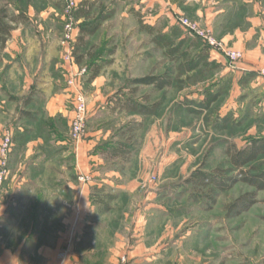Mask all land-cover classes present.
<instances>
[{"label": "rangeland", "instance_id": "1", "mask_svg": "<svg viewBox=\"0 0 264 264\" xmlns=\"http://www.w3.org/2000/svg\"><path fill=\"white\" fill-rule=\"evenodd\" d=\"M78 1L77 7H70L67 0H0V6L8 4L15 13L19 9L25 11L28 22L12 23L13 26L55 23L62 40L68 23L74 25L78 40L83 24L105 17L101 30L77 48L82 60L77 62L73 55L79 70L102 64L98 78L104 81L101 86L90 81L87 71L81 74V89L87 95L88 106L92 100V109L97 111L92 119L88 112L84 137L96 128L101 132V137L90 138L92 152L106 161H116L111 169L121 172L122 183H128V179L136 182L133 201H137V207L143 201L163 208L160 220L146 219L147 236L156 238L159 229L156 232L154 225L160 222L162 237L184 241L179 250L186 251L191 250L192 228V232L210 237L212 249L227 246L222 264H264V190L257 192L258 202L254 206L231 217L226 211L228 203L245 192L256 191L253 187L242 180L223 192L211 182L204 187L189 182L198 171L240 178L241 171L229 162L226 145L235 143L241 148L252 138L264 137V85L254 70L242 69L249 58L244 48L221 38L206 25L205 18L196 15V5H185V0H158L159 7L156 4L147 10L144 0ZM254 1L264 6V0ZM83 6L91 8L88 16L78 15ZM156 7L160 11L159 21L153 26L145 24L140 17H150ZM183 18L228 49L241 52L236 64L211 53L208 63L192 69L191 60L206 44L183 25ZM148 28H153V33ZM255 39L253 36V41L258 42ZM180 42L182 48L172 58L168 50ZM259 44L264 49V43ZM151 75L171 78L172 84L157 89L133 83ZM134 87H138L137 95L131 93ZM210 91L223 92L210 108L192 111L188 107ZM130 94L137 102L155 109L147 115L115 113L106 105L109 96ZM47 119L43 116L44 125H39L38 131L47 133ZM56 126L63 129L64 125L57 122ZM69 134L71 137V130ZM0 140L1 144L2 137ZM122 147L129 151V156L118 154ZM117 160L128 163L122 166ZM244 168L251 173L264 171V156ZM131 202L132 199H123L117 207ZM201 220L205 222L199 223ZM123 226L125 229V223ZM126 259L124 256L122 260Z\"/></svg>", "mask_w": 264, "mask_h": 264}, {"label": "crops", "instance_id": "2", "mask_svg": "<svg viewBox=\"0 0 264 264\" xmlns=\"http://www.w3.org/2000/svg\"><path fill=\"white\" fill-rule=\"evenodd\" d=\"M156 1L144 0V9L159 7ZM182 2L196 5L206 25L244 48L252 63L245 62L243 70L263 67L264 49L258 46L264 43V6L254 0ZM158 7L150 17H140L145 24H157ZM58 35L55 23L12 26L0 52V139L8 129L14 139L0 190V264H222L227 246L213 250L210 237L192 228L191 250H179L184 241L177 237H162L160 222L154 225L156 238L148 237L146 219L160 220L163 208L143 201L137 207L136 182L122 183L121 172L111 169L116 161L92 152L90 138L102 135L97 128L78 143L70 137L74 88L66 78L80 70L65 58ZM99 76L90 81L101 86ZM259 79L264 85V77ZM117 101L109 96L106 105L115 113L126 111ZM93 104L89 100V119L97 112ZM43 116L49 119L47 133L38 131ZM126 198L132 202L117 207Z\"/></svg>", "mask_w": 264, "mask_h": 264}, {"label": "trees", "instance_id": "3", "mask_svg": "<svg viewBox=\"0 0 264 264\" xmlns=\"http://www.w3.org/2000/svg\"><path fill=\"white\" fill-rule=\"evenodd\" d=\"M89 6L92 2L85 1ZM83 6L79 11V16H88L90 14L91 8H86ZM105 17H99L97 20H92V22L85 23L80 27L78 32V40L77 47L73 50L76 55V61L80 62L82 57L78 54L77 48L86 43L88 37L92 36L96 33L103 23V19ZM28 22V17L24 10H18V12H13L10 9L8 4H4L0 6V52L3 46L5 45L7 37L10 35V31L12 29V23ZM148 31L153 33V28H148ZM158 40V36L156 38ZM195 44V43H194ZM193 44V45H194ZM169 45V44H168ZM182 43L180 42L177 46L171 47L168 50V53L172 58H175L174 54L178 53L182 48ZM211 48L207 45L198 51L196 54V58L191 60L193 62L192 69L197 67L203 62L208 63ZM1 55V53H0ZM102 64L93 65L87 68V72L89 73V79L93 81V78L96 77L101 71ZM134 84L138 85H148L154 86L157 89H164L166 86H170L172 84L171 78H165L160 76H147L137 78L133 80ZM138 87H134L131 89V93L137 95ZM222 91L218 92H209L205 95L203 99L192 105L188 104L189 108H192V111L203 110L210 108L213 102L219 99L222 95ZM116 106H119L122 110H126L128 112L141 113L144 115L152 113L155 109V106L152 108L147 107L146 105H142L137 102L132 94L118 97V101L116 102ZM200 106V107H199ZM118 153H122L124 157L129 156V151L126 148L119 149ZM226 154L228 155L229 162L233 164L234 168L239 169L241 171L240 178L235 175H227L224 177L221 173H206L203 171H198V173L194 174V176L189 180L195 187H204L207 186L208 183H214V187L220 191L227 192L228 189L233 187L236 182L244 181L246 184L253 187L256 191L245 192L242 196L236 198L232 202L228 203V207L226 209L227 214L231 217L242 214L244 211L250 209L254 204L258 202L257 192L259 190H264V171L251 173L245 170V166L254 163L259 157L264 156V137H255L252 138L248 144L239 148L235 143H228L226 145ZM212 201H215L214 196H210Z\"/></svg>", "mask_w": 264, "mask_h": 264}, {"label": "built area", "instance_id": "4", "mask_svg": "<svg viewBox=\"0 0 264 264\" xmlns=\"http://www.w3.org/2000/svg\"><path fill=\"white\" fill-rule=\"evenodd\" d=\"M68 5L70 7H77L78 0H67ZM183 25L191 32L196 33V35L200 36L204 43L211 48V52L218 57L224 56L229 62L235 63L238 61L241 56V52H236L231 49H228L222 43H219L216 39H214L211 35L203 32L198 25L192 23L189 19H182ZM75 27L72 23H68L66 25V29L64 32V38L62 40V45L65 46V58L71 63L74 64V49L76 44V36H75ZM87 69H82L79 73H69L67 74V83L68 86L73 87V100H72V109H73V117L71 120V137L74 139L76 143L80 142L84 136V130L86 125V120L88 117V99L87 95L81 89V81L79 80V76L82 73H85ZM256 74L264 77V67L258 68L255 70ZM2 143L0 144V190L4 187V182L9 174V159L11 156V151L14 146L13 133L11 129L5 131L2 136Z\"/></svg>", "mask_w": 264, "mask_h": 264}]
</instances>
